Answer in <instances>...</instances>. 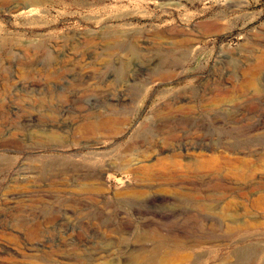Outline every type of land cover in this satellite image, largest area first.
I'll use <instances>...</instances> for the list:
<instances>
[{
    "label": "rangeland",
    "instance_id": "1",
    "mask_svg": "<svg viewBox=\"0 0 264 264\" xmlns=\"http://www.w3.org/2000/svg\"><path fill=\"white\" fill-rule=\"evenodd\" d=\"M135 257L264 264V0H0V264Z\"/></svg>",
    "mask_w": 264,
    "mask_h": 264
},
{
    "label": "bare ground",
    "instance_id": "2",
    "mask_svg": "<svg viewBox=\"0 0 264 264\" xmlns=\"http://www.w3.org/2000/svg\"><path fill=\"white\" fill-rule=\"evenodd\" d=\"M33 11V10H32ZM31 12V11H30ZM257 68V66H255V67H251L249 70H248V72L247 73H249V74H252V72L255 70ZM243 72H245V71H243ZM108 125L110 126V123H108ZM105 248H107V246H104ZM143 251V254H145L147 251H146V249H143L142 250ZM111 253V250L110 249H101L99 252H98V254L96 255V260L97 259H99V258H101V255L102 254H110ZM73 260H76L77 262H80L81 263V259H79V258H72ZM135 262H137V257H135V258H133L132 260H130V262H129V264H134ZM139 262V261H138ZM58 264H67V263H62L61 261H58L57 262Z\"/></svg>",
    "mask_w": 264,
    "mask_h": 264
}]
</instances>
